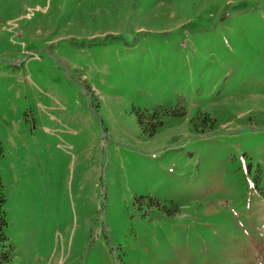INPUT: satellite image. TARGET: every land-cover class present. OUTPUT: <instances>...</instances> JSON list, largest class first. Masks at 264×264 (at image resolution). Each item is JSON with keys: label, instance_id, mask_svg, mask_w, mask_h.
<instances>
[{"label": "rangeland", "instance_id": "374dc122", "mask_svg": "<svg viewBox=\"0 0 264 264\" xmlns=\"http://www.w3.org/2000/svg\"><path fill=\"white\" fill-rule=\"evenodd\" d=\"M0 146V264H264V0H0Z\"/></svg>", "mask_w": 264, "mask_h": 264}, {"label": "trees", "instance_id": "16d2710c", "mask_svg": "<svg viewBox=\"0 0 264 264\" xmlns=\"http://www.w3.org/2000/svg\"><path fill=\"white\" fill-rule=\"evenodd\" d=\"M173 116L174 119L177 118L178 122L185 120L187 116V109L184 104L172 107L170 109H156L152 112H137L138 125L142 133L146 136H152L158 131L166 127L167 122H169L168 117ZM248 120L251 121L252 117L248 116ZM218 124V120L211 116L208 112L199 111L197 116L191 121L190 129L193 131H205V127L209 125L214 128ZM2 154V149L0 146V155ZM6 194L4 191V186L0 177V239H7L4 234V229L7 226L6 219Z\"/></svg>", "mask_w": 264, "mask_h": 264}]
</instances>
